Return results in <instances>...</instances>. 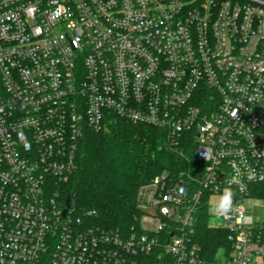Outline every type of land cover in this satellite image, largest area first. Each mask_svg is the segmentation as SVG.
Instances as JSON below:
<instances>
[{"label": "built area", "instance_id": "built-area-1", "mask_svg": "<svg viewBox=\"0 0 264 264\" xmlns=\"http://www.w3.org/2000/svg\"><path fill=\"white\" fill-rule=\"evenodd\" d=\"M112 117L185 161L138 188L125 235L57 192ZM262 183L264 0H0V264H264Z\"/></svg>", "mask_w": 264, "mask_h": 264}, {"label": "trees", "instance_id": "trees-1", "mask_svg": "<svg viewBox=\"0 0 264 264\" xmlns=\"http://www.w3.org/2000/svg\"><path fill=\"white\" fill-rule=\"evenodd\" d=\"M166 143L162 131L115 117L99 132L86 131L76 170L57 189L60 201L64 205L69 198L73 216L83 223L128 234L138 216V188L163 171L184 168V159ZM255 197L264 201V183L256 186ZM203 234L210 255L224 245V233L204 229Z\"/></svg>", "mask_w": 264, "mask_h": 264}, {"label": "rangeland", "instance_id": "rangeland-1", "mask_svg": "<svg viewBox=\"0 0 264 264\" xmlns=\"http://www.w3.org/2000/svg\"><path fill=\"white\" fill-rule=\"evenodd\" d=\"M160 174V173H159ZM219 202V199H216ZM246 216L252 219H264V201L258 200L255 196L245 200Z\"/></svg>", "mask_w": 264, "mask_h": 264}, {"label": "clouds", "instance_id": "clouds-1", "mask_svg": "<svg viewBox=\"0 0 264 264\" xmlns=\"http://www.w3.org/2000/svg\"><path fill=\"white\" fill-rule=\"evenodd\" d=\"M232 192L230 189H225L224 195L221 197L220 204L218 205L224 211H228L231 205Z\"/></svg>", "mask_w": 264, "mask_h": 264}, {"label": "water", "instance_id": "water-1", "mask_svg": "<svg viewBox=\"0 0 264 264\" xmlns=\"http://www.w3.org/2000/svg\"><path fill=\"white\" fill-rule=\"evenodd\" d=\"M65 206H66V209L69 208V206H70V199H69V198H67V200H66V202H65ZM65 213H66V210H64L63 215H64Z\"/></svg>", "mask_w": 264, "mask_h": 264}]
</instances>
